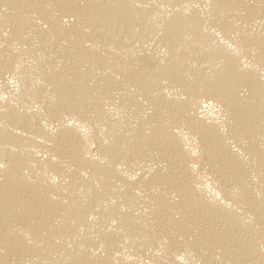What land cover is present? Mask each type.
Here are the masks:
<instances>
[{
  "label": "bare ground",
  "instance_id": "6f19581e",
  "mask_svg": "<svg viewBox=\"0 0 264 264\" xmlns=\"http://www.w3.org/2000/svg\"><path fill=\"white\" fill-rule=\"evenodd\" d=\"M0 264H264V0H0Z\"/></svg>",
  "mask_w": 264,
  "mask_h": 264
}]
</instances>
